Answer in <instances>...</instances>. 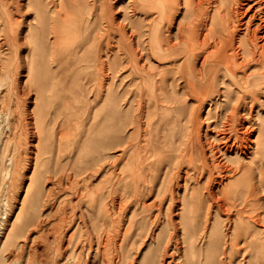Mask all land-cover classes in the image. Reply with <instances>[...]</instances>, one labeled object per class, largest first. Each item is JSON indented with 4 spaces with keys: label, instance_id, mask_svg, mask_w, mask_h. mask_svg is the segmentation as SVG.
<instances>
[{
    "label": "rangeland",
    "instance_id": "374dc122",
    "mask_svg": "<svg viewBox=\"0 0 264 264\" xmlns=\"http://www.w3.org/2000/svg\"><path fill=\"white\" fill-rule=\"evenodd\" d=\"M133 1L0 0V264H42L38 260L43 257V264H122L121 243L129 254L125 264H152L158 233H167L168 206L181 222V234L191 224L188 212L182 216L185 182L188 193L199 186L195 199L205 194L201 182L207 172L191 168L187 158L193 149L191 165L199 161L193 143L195 115L209 162L218 157L233 164L223 152L212 155L206 138L219 134L234 140L236 133L228 128L237 91L224 106L220 81L219 90L200 106V96L185 91L186 79L176 71L180 60L160 61L156 51L150 52L146 28L154 11L139 5L133 9ZM192 2L179 0L175 20L192 17ZM204 5L211 10L209 0ZM167 67L172 70L163 72ZM111 83L113 97L107 90ZM111 98L116 99L113 118ZM252 100L246 97V106ZM252 112L264 117V92L254 100ZM220 142L216 144L223 146ZM181 154L184 169L174 175ZM229 154L235 156L234 151ZM170 178L173 204L164 193ZM80 188L85 195L79 193L75 204ZM258 188L256 212L264 216V186ZM212 206L209 230L229 216L215 202ZM207 207L205 200L202 208ZM156 214L159 218L153 220ZM200 218L206 219L203 214ZM252 224L264 229L262 221ZM198 236L193 237L202 246L206 239ZM182 259L183 251L173 264H182Z\"/></svg>",
    "mask_w": 264,
    "mask_h": 264
},
{
    "label": "bare ground",
    "instance_id": "6f19581e",
    "mask_svg": "<svg viewBox=\"0 0 264 264\" xmlns=\"http://www.w3.org/2000/svg\"><path fill=\"white\" fill-rule=\"evenodd\" d=\"M206 1L208 0H193L191 4L192 17H189L188 21H184L185 19L175 20L173 17L179 5V0L133 1V9H137L139 5L142 8L145 7L154 11L148 20L146 28L149 34L148 43L150 52L155 54L154 51H156V55L160 61H169L168 63L171 61L175 64L180 60L179 66H176V71L186 79L185 91L200 96V106L209 94H215L219 90L220 81L222 82L223 92L226 97L223 103L224 106L229 105L232 91H237L238 95L231 106V123L229 125L230 128H228L235 131L236 136L234 140L231 142L228 136L222 135L220 137L219 134L218 136L206 138V145H208L212 155L216 152H223L224 155H228L229 161L233 164L223 163L218 157L216 159L212 157L211 160L213 162H209V158L205 154L203 142L201 141L199 117L195 115V129L193 132L195 139H193V143L197 145L196 152L198 153L199 161L197 164L191 165L193 164V159L191 158L192 152H195L193 149L187 158L191 163L189 164L191 168L200 169L201 173L206 170L207 177L201 182L203 187H205V194L201 192L200 197L195 199L194 189H198L199 186H193L192 190L188 193L190 184L185 182L186 192L181 197L180 202L185 205L182 216L188 212L191 224L181 234V222L178 224L174 220L172 216L173 206L169 205L166 209L164 224L167 227V233L166 235H163L162 232L158 233L157 254L151 263L173 264L176 256L183 251V259L180 261L182 264H264V229H257L252 224L253 222L262 221V225H264V216H261L258 211L256 212L259 204L255 202L259 192L258 187L264 186V117L260 116V114L255 116L252 112L254 100L264 92V0H209L212 6L211 10L215 8L213 12L211 10L207 11V7L204 5ZM124 18L126 19L125 16ZM10 22L9 19L6 22L4 21V28ZM109 22L113 26L111 19ZM175 23L176 30L172 31L171 26ZM163 32H166V34ZM10 36L8 35L7 41L10 40ZM100 57L101 55L97 54L96 59H100L101 61ZM113 58L109 57V64ZM168 70H172V68H164L163 72H167ZM107 90L112 92L111 95L113 97L115 90L112 83L109 84ZM249 96L253 100L250 105L246 106L245 98ZM115 101V98L108 100L110 105L108 106V108L110 107L109 115L112 118L116 115V112H114L115 114L111 113L113 111L111 107L116 103ZM243 109H247L245 113L241 112ZM158 123L160 124V121ZM33 125H35L34 122ZM28 128L30 130V127ZM255 130H257V134L254 137L250 136L249 133ZM217 141H221L218 144L223 143L224 145H217ZM107 143L109 145L111 141L104 144ZM174 147L176 148L178 145ZM233 151L235 156H229V153ZM180 157V169L174 175H179L181 168H183L182 161H184L185 156L181 154ZM244 158L247 160H243ZM241 170V174L234 177V174ZM140 172L138 174L144 173ZM215 172L216 175H214ZM232 177V180L228 179ZM172 180L171 178L169 179V186L164 191V193L170 196L171 204H173L175 199ZM213 180L215 182H212ZM213 185L217 188L211 189ZM79 191L75 204H78L81 196L85 195L81 191V188ZM51 193L53 192L50 191ZM79 193L81 196H79ZM38 195H41V193H38ZM205 200L208 202L206 210L202 208ZM213 202L217 204L221 211H227L229 216L226 223L223 221L214 222L209 230L207 221L213 207ZM152 205L154 204L149 203L147 206L151 207ZM233 210L236 213H234V217H231L230 213ZM202 214L206 219L200 218ZM157 218H159L158 214L152 219L156 220ZM65 219L66 217L64 216L63 221ZM219 222H221V225ZM83 223L85 224L86 222L83 221ZM223 224L226 226L225 229L223 228ZM177 225H179V233L175 230ZM81 227L82 224L79 228ZM83 230L87 233L84 240L89 243L91 241V238H88L89 231L87 228ZM48 233H50V230ZM107 234L110 233L107 232ZM198 235L206 239V242L202 246H198L197 244L195 237ZM184 242L186 244L184 245V249L182 248L181 250ZM122 246L123 244L121 243L118 249L120 252L119 260H121L122 264H125L128 261L129 254L123 253L124 249ZM211 255H213V259L210 258ZM240 256L241 258L238 260ZM38 261L43 264L46 262V259L43 257L39 258Z\"/></svg>",
    "mask_w": 264,
    "mask_h": 264
}]
</instances>
